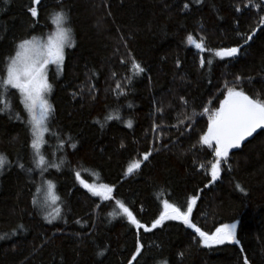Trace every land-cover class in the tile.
<instances>
[{
  "label": "trees",
  "instance_id": "trees-1",
  "mask_svg": "<svg viewBox=\"0 0 264 264\" xmlns=\"http://www.w3.org/2000/svg\"><path fill=\"white\" fill-rule=\"evenodd\" d=\"M30 4L0 0V76L16 43L54 30L51 14L61 5L74 44L65 48L60 71L49 75L54 111L41 152L58 169L36 168L20 94L9 88L3 98L10 107L0 112V153L9 163L0 173V264H244L245 258L264 264V130L229 150L216 180L213 149L199 143L228 87L264 100V0H42L36 18ZM188 34L212 51L200 53ZM234 46H241L235 57L215 56ZM133 59L144 68L139 75ZM137 160L140 168L128 173ZM76 172L87 184L114 186L113 198L93 196ZM45 180L55 185V204L40 200ZM192 196L191 222L210 233L237 220L238 242L204 246L182 221L145 232L122 214L109 215L120 211L115 201L121 200L150 227L162 200L184 210ZM57 207L59 217L49 223L47 214Z\"/></svg>",
  "mask_w": 264,
  "mask_h": 264
},
{
  "label": "snow or ice",
  "instance_id": "snow-or-ice-1",
  "mask_svg": "<svg viewBox=\"0 0 264 264\" xmlns=\"http://www.w3.org/2000/svg\"><path fill=\"white\" fill-rule=\"evenodd\" d=\"M9 0H5L8 3ZM199 3V0H196ZM42 4V0H31L27 11L33 18L38 17V6ZM254 7H260L259 4L253 5ZM188 4H184V8H187ZM240 7L236 6V11H240ZM52 22L55 24V31L51 32L46 40H41L36 36H32L31 39H21L15 44L14 54H10L5 58L3 65V75L0 76V103L4 104V107H0V112H5L10 107V102L4 101V96L9 88L18 90L21 103L25 111L27 112V119L24 121L29 128L31 134L30 148L33 150V162L36 168H40L41 171H46L48 167L59 168L56 163L46 162L45 155L42 154L41 148L45 143L44 134L49 131L48 121L54 111L52 105L46 99V94L51 92L52 85L48 82L46 75V68L49 64H55L58 67L63 65L65 59V48L73 47V29L70 24V16L67 11L64 10L61 5L60 10L51 14ZM259 25H264V16H260ZM252 34H248L244 38V43L247 44L253 39L256 29L251 30ZM240 35V33H237ZM187 43L194 45L200 52L209 51L206 49L203 38L199 42L194 40L191 34L186 37ZM241 50V46H234L229 48H220L215 51V56L223 59L224 57H235ZM123 63V61H122ZM210 65L212 60H207ZM179 64V61H177ZM200 64H205V59H200ZM131 67L135 70V74L139 75L144 72V68L135 61L131 60ZM115 75V74H113ZM132 77H128L130 81ZM236 80H240L241 77L237 76ZM127 82V81H126ZM117 89H121V85H116ZM123 90L121 89V94ZM205 109V112H208ZM17 119H22L19 113L16 114ZM118 118V117H117ZM106 120H111L113 117L108 115ZM99 122V121H97ZM103 127V125H101ZM127 126L132 127V121H127ZM159 126L154 124L153 131H156ZM257 129L264 130V100L259 96L252 97L246 94L243 90H238L235 87H228L224 95V99L220 101V106L212 111L209 115L207 130L200 136L199 143L206 145L208 148L213 149V155L215 162L211 164V176L213 180L219 175L221 164L228 162L229 150L239 148L241 142L247 137H251ZM71 140V137H69ZM63 144V141H61ZM72 148H76L75 143H71ZM143 155V161H147L151 155V150L145 152ZM141 160H137L130 164L127 168L128 173H132L135 169H139ZM9 163L8 158L3 153H0V173L5 169V166ZM17 166L24 169V165L17 162ZM203 167V165H201ZM31 172L32 169H27ZM76 179L93 195L99 196L103 200L112 199V193L114 186L108 184H101L98 187L96 185H90L80 179V173L76 172ZM47 186L44 202L51 201L55 204L60 199L54 192L55 185L51 180L43 181ZM239 187V185H237ZM243 191V189H241ZM37 192L41 191V187H37ZM196 196H192L187 200L186 210L182 211L181 207H178L174 203H170L169 200H162L163 210L159 213V216L154 219L151 226H146L136 218L133 211L121 200H116L115 204L119 208V212L109 213L111 216L123 215L127 217L128 221L134 225L137 229H144L145 232H149L162 224L165 220H180L189 228L193 229L195 233L200 237V242L204 245L211 244H223L228 242H238L236 235L237 225L222 224L215 229L214 232L209 234L202 231L190 221V215L193 211V206L196 203ZM32 204L37 206L40 204L38 198L33 195ZM53 213H48V222L51 223L59 217V207L54 210ZM3 237H0L2 239ZM142 245L139 240L136 242V254L141 252ZM136 254H133L132 260L136 259ZM98 255H103L101 250ZM132 264V261H129ZM244 264H248L247 258L244 259Z\"/></svg>",
  "mask_w": 264,
  "mask_h": 264
},
{
  "label": "rangeland",
  "instance_id": "rangeland-1",
  "mask_svg": "<svg viewBox=\"0 0 264 264\" xmlns=\"http://www.w3.org/2000/svg\"><path fill=\"white\" fill-rule=\"evenodd\" d=\"M53 31H55V25H54V30ZM52 31V32H53ZM51 33V32H50ZM49 33V34H50ZM48 34V35H49ZM47 35V36H48ZM47 36H45V37H38L39 39H41L42 41L43 40H46V38H47ZM31 39V38H30ZM193 47H195L194 45H193ZM200 52V51H199ZM60 67L61 66H57V65H55V64H49L48 66H47V68H46V75H47V79H48V82H49V75L51 74V73H56V72H58V71H60ZM46 99L48 100V94H46ZM49 101V100H48ZM219 175H220V172H219ZM219 175H218V177H219ZM212 177V176H211ZM217 177V178H218ZM46 191H47V186L45 187V190L42 192L43 193V197H41L40 196V200H41V202L42 203H45L44 202V198H45V194H46ZM193 208H194V206H193ZM182 210V209H181ZM186 210V208L184 209V210H182V211H185ZM190 221H191V215H190ZM169 220H171V219H169ZM166 221V220H165ZM178 221H180V220H178ZM233 223H235L237 226H238V221L237 220H235V221H231V222H225V223H222V224H233ZM222 224H220V225H222ZM219 225V226H220ZM219 226H217V227H219ZM216 227V228H217ZM215 228V229H216ZM215 229L212 231V232H214L215 231ZM236 231H237V228H236ZM212 232H210L209 234H211ZM228 241H226L225 243H227ZM224 244V243H223ZM204 245V244H203ZM215 245H219V244H211V245H207V246H215ZM204 246H206V245H204Z\"/></svg>",
  "mask_w": 264,
  "mask_h": 264
},
{
  "label": "water",
  "instance_id": "water-1",
  "mask_svg": "<svg viewBox=\"0 0 264 264\" xmlns=\"http://www.w3.org/2000/svg\"><path fill=\"white\" fill-rule=\"evenodd\" d=\"M201 53V52H200ZM255 133H253V135H254ZM247 138H249V137H247ZM246 138V139H247ZM97 187L99 186V185H96ZM96 197H98V198H100V199H102L101 197H99V196H96ZM103 200V199H102Z\"/></svg>",
  "mask_w": 264,
  "mask_h": 264
}]
</instances>
